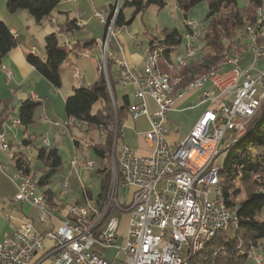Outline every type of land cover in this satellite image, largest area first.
Returning <instances> with one entry per match:
<instances>
[{"label": "built area", "instance_id": "2783aa9c", "mask_svg": "<svg viewBox=\"0 0 264 264\" xmlns=\"http://www.w3.org/2000/svg\"><path fill=\"white\" fill-rule=\"evenodd\" d=\"M118 11L119 7H115ZM94 17L104 27L101 43L110 45L115 32L106 19L105 14L96 12ZM192 38L196 37L198 23L187 21ZM262 18L256 30H248L250 34L249 50L253 53V65L239 68L240 62H230V69L222 74H213L210 83L200 88H190L178 97L165 96L160 84H151L146 74L147 62L143 57L140 68H131L121 61V72L117 79H122L123 87L134 85L132 112L130 118L136 120L145 116L149 121V129L144 139L152 147L147 157L138 156L134 149L123 143L122 132L118 133L111 152L112 186L101 208L92 203L83 205L84 211L102 210L103 227L97 237L93 235L96 226L88 227V234H79L77 225L68 220H58V226L46 232H40L32 223L21 222L19 227L0 242V264H34V259L43 250L44 241L52 243L51 254L54 264H106L92 252L97 244L102 249L114 246L119 227L117 218L110 215L118 210L128 215L125 240L127 258L124 264H180L186 252L195 248L200 239H205L207 232H215V236L226 233L230 227L232 215L221 214L215 196L213 181L215 164L225 135L241 128L244 119L251 115L264 98V66L253 68L264 60V49H257V42L262 35ZM159 38L153 42L156 48ZM145 48L143 49V53ZM187 56L183 53L172 65H183ZM104 69V79L111 89L110 80ZM6 81L11 74L2 67ZM80 78L73 75L72 79ZM79 86V85H76ZM189 93H198L201 102L208 108L202 113L188 135L180 142L171 144L167 141L169 133L165 126L167 113L173 110L175 101ZM147 98L151 99L157 111L149 113ZM35 100V97H31ZM115 107V104L113 102ZM58 128V123H50ZM70 126V122L67 123ZM65 127L67 125L65 124ZM68 128V127H67ZM1 142L7 141L0 132ZM48 144L45 142V147ZM117 148H124V174L115 177L114 159ZM69 177L75 176L78 170L93 171L96 164L85 166L84 161L72 159L69 162ZM17 193L14 201L28 203L40 211L39 222L46 223L50 211L31 196V185L22 184L20 177L12 178ZM122 181H130L131 195L127 204L116 201V190L121 188ZM68 188V182L62 185ZM101 219V220H102ZM261 264L259 257H253ZM214 261H208L213 264Z\"/></svg>", "mask_w": 264, "mask_h": 264}, {"label": "trees", "instance_id": "16d2710c", "mask_svg": "<svg viewBox=\"0 0 264 264\" xmlns=\"http://www.w3.org/2000/svg\"><path fill=\"white\" fill-rule=\"evenodd\" d=\"M61 1L6 0V10L10 14L26 11L33 21L40 25L43 19L50 20L52 18L53 11ZM169 1H172L183 12L184 22L187 21V14L192 8L201 3H206L205 17L201 22L205 25V31L199 39L195 58L189 61L185 65L186 67H183L179 72V88H182L181 86L185 88L194 79L207 74L209 71L216 70L217 74L226 72L231 68L225 63L227 57L244 56L248 47L243 44V41L246 36L249 37L246 27L255 24V10L263 7L262 0H248L244 9L237 7V0H130L121 4L122 11L119 12L114 27L116 29L122 28L131 21V19L126 21L124 18L123 9L125 8L133 10L131 17L133 18L148 7L163 9ZM74 28V21L65 20L58 25L56 32L44 37V57L33 52L26 56L28 64L53 89L61 87V65L74 52V50L67 49L60 44L57 36L62 33H72ZM158 38H162L159 43L165 51L161 56L160 70L166 75H174V68L169 67L167 69L166 66L162 65V59L166 62L167 67L173 64L169 62V55L181 45L182 36L177 30L164 29L161 36L154 38L149 45H152ZM258 43L264 45V39ZM16 44L10 29L0 20V65ZM232 48L234 50L230 52ZM110 63L108 76L112 97L109 92L110 88L98 68L97 79L89 86L74 87L72 94L64 102L67 127L75 125L83 129L85 134L96 131L101 135L96 146L90 149V152L101 163L97 170V173L101 175L99 192L96 195L98 209L105 203L110 191L109 161H111L114 130L117 128L118 133H120L123 119L126 114L129 115L128 110L131 105L128 104L126 98L123 99L120 106L115 104L114 86L118 82L114 77L117 73L110 72ZM0 102L6 104L9 101L3 99ZM112 102H114L115 107ZM95 105H97L96 110L93 112ZM39 106V102L31 99L20 103L18 121L24 130L35 125V113ZM69 122L71 123L70 126L67 124ZM74 144L77 145L76 141ZM37 146L33 145L35 160L45 169L37 175V189L42 190V195L46 198L51 194L49 189L52 183L51 178L61 169L62 160L57 149L44 147V145L43 147ZM222 147H225L226 153L219 171V187L224 203L228 207L236 208L238 217L236 233L232 239L226 233L214 236L205 248L192 259L190 264H208V261H214V264H244L248 255L258 248L260 241L264 239V101L260 103L258 110L249 121L245 133L238 139H235L232 134L226 142L223 141ZM14 163L18 173L26 177L32 176V167L26 154L15 155ZM35 167L37 170L41 169L39 166ZM240 196L243 198L236 202ZM88 197L92 199L90 194ZM96 211L99 215L102 213V210ZM91 217L93 218V216ZM99 225L93 229V233L98 231Z\"/></svg>", "mask_w": 264, "mask_h": 264}, {"label": "crops", "instance_id": "0c3cea01", "mask_svg": "<svg viewBox=\"0 0 264 264\" xmlns=\"http://www.w3.org/2000/svg\"><path fill=\"white\" fill-rule=\"evenodd\" d=\"M126 1L130 0H124V2ZM117 4L118 0H62L58 4V18L52 17L49 20V25L51 27H56V30L54 31L56 32L58 29V25L65 22V20L72 19V21L75 22V28L72 33L59 34V37L57 36V39L58 42L65 48L74 50L76 54L72 52L68 59H66L65 62L61 65V87L59 89H53L52 86L45 79H43L26 61V56L30 52H33L38 56H40V53L42 54L43 39L46 35L52 33L50 29L51 27H49V29L38 27V25L33 21V19L28 15L26 11H19L15 14H10L6 10V0H0V20L8 26L17 43L16 46L4 57L2 64L0 65V82L1 80H4V85L8 88L10 87L11 83L13 84L12 96L10 98H4L9 102H7L6 104L0 102V132H3L5 134L7 139V141L5 142L8 144L9 149L8 152L0 149V242L6 236L14 232L19 227L21 222H30L40 232H46L50 228L57 227L58 220L67 218L69 216V210L72 206L83 207L85 203H92L95 207H98V204L96 203V196H93L90 190L85 187V182H87L89 179L88 172L90 171H84L80 169L75 173V176H71L69 178L76 179L81 187L82 194L79 195L75 192H68L69 194L64 195L63 193H65L66 191H62L64 190V188H62V185L65 182H68L65 181V179L62 180L63 184L61 186L50 185L49 189L51 191V194H49L45 198L47 209L50 211V216H47L45 224L40 223L39 217L41 213L37 208L29 205L28 203H18L14 201L17 189L16 185L12 181V178H15V174L18 173L15 169L14 156L19 153L25 154L26 152H30V154L28 155L31 156L32 152L30 146L33 148V145L35 146L36 144H39V146H36L43 147L44 141L46 143L48 142L47 144L49 148L57 149L55 141H52V143H50L47 138L48 133L45 134L46 131H49L48 128H56L52 124H50L53 123L51 120L53 119V113L51 112L52 110L49 111L48 106H45L44 109L42 108L44 102L37 96L38 91L36 92L33 89H37L38 85L43 84L42 80H44L46 82V88L52 89V91L55 92L53 94H60L59 98L61 102H63L64 112L65 99L72 94L73 88L76 87V85L83 84V75L81 80L75 78V82L72 79L73 75L76 74V71H79L81 73V61L89 60L87 57V53L90 50L95 49V47L100 48V43L102 42L104 37L105 29L102 25L100 27L97 26V19L94 17V14L96 12H102L107 16L112 12ZM134 17L131 18L129 24L123 26L122 28L116 29L114 37L110 40V45H108V50L112 55L110 59L115 58V61L113 60L114 62L111 61L110 63L111 73L120 72V61H124L131 68H140L143 64V57L145 56L143 53V49L147 48L154 38H157L156 36H152L150 38L147 32L144 33L146 36L145 38H137V26L132 25ZM124 18L126 21L130 20L126 19L125 15ZM75 32H77L79 36H75ZM186 32L188 37V31ZM188 41L189 38L185 40L183 49L179 50L180 47H177L172 52H170L169 62L175 63L176 59L185 52L186 44L188 43ZM34 43H36L37 45H35ZM242 57L243 56L238 57V62H244L245 60H248V57L247 59H243ZM94 60L97 71L99 68V60ZM248 63V65H245V68L253 65V56L250 60H248ZM165 64L166 62L164 61V59H162L163 66H166L167 69H169V67H171V69L174 68L173 65H168L167 67V65ZM261 64V67H263L264 60ZM2 67L8 70L11 74L9 83H7L6 81V75L2 70ZM158 67L160 69L159 61ZM64 80L67 81L68 88L66 90L67 92L62 93L60 92V90L62 88ZM30 81H33L35 83L33 89L29 87V85H27V83H29ZM89 85L90 84L84 86ZM118 89H120V92L117 91ZM135 89L136 87L131 84L123 87V85L116 83V85L114 86V102H116L119 96L122 101L120 104L123 103L124 98H126L128 104H132L134 102L133 96L135 93ZM32 96L35 97V100L33 101L39 102L40 106L35 113V125L24 130L19 125L18 109L21 102L27 99H31ZM52 102V100H49V104ZM40 108H42L41 111H39ZM207 108L208 104L201 102V98L198 93H189L182 99L175 101L173 110L167 113L164 123L165 126L168 125L167 127H169V125L181 127V129H185V133H172L168 128L169 133L167 135V141L171 144H176L182 141L188 135L193 126L201 117L202 113ZM44 128H46L45 131ZM68 128L66 129L69 131L76 130L78 132H81L83 135L85 134L83 132V129H80L75 125ZM148 129L149 121L147 117L141 116L136 120H132L128 114L125 115L121 127V132L123 136H125L123 139V143L132 147L135 153L141 157L149 156L152 151L151 145L144 139V135L148 131ZM43 133L45 134V137H43ZM75 141L77 143L76 139ZM33 152L35 153V150H33ZM83 161L85 162L86 159L80 162ZM68 175L69 172L66 177H68ZM68 188H70L69 182ZM86 189L88 190V194L86 193ZM126 189L127 191L125 192L126 195L124 198L125 202L122 204H127L130 200L131 190H129V188ZM37 193L41 195L43 194L42 190L38 189ZM89 194L92 197L91 200L86 198ZM112 211L110 215L112 217H115L112 214ZM115 212L124 214V220L121 223L119 222L114 246L108 249H103L104 252H116L121 250L125 251L124 247L126 240L128 215L127 213H123L118 210H115ZM52 246L53 245L50 241H44L43 250L36 255L34 264H54V256L51 254ZM96 246L97 247H94L92 249V252L94 254H96V252H99L101 254L103 251L98 245ZM112 257V259L110 258L108 260H103L106 262V264H115L116 254ZM263 260L264 259L262 258V261ZM125 261H123L122 264H124Z\"/></svg>", "mask_w": 264, "mask_h": 264}, {"label": "rangeland", "instance_id": "374dc122", "mask_svg": "<svg viewBox=\"0 0 264 264\" xmlns=\"http://www.w3.org/2000/svg\"><path fill=\"white\" fill-rule=\"evenodd\" d=\"M123 2H124V0H118L119 6H120L119 10H118V14L120 11H122V5L121 4ZM247 4H248V0H237V7L239 9H244L247 6ZM262 6L264 7V0H262ZM57 12H59V10L56 7V9L52 13V17L58 18ZM205 12H206V3H201L197 6H195L187 14L188 21L190 23H194V22L198 23V25L202 24L201 22H203V20H204ZM123 13H124L126 19L129 20L132 17L133 10H131L130 8H125V9H123ZM118 14H117V16H118ZM97 20H96L97 26L100 27L101 23ZM184 20H185V17H184L183 12L179 8H177L176 5L172 1H169L167 3V6L163 9H159V8H156L153 6L148 7L142 13H139L138 15H136L134 17L132 25L137 26V33H136L137 38H141V39L146 37L144 34L145 32H147L149 34L148 36H150V38H151L152 36L160 37L162 34V31L164 29L177 30V32L180 34V36H182V43L179 46L180 47L179 50H180V49H183L184 44H185V40H187V32H186L187 31L186 30L187 29V27H186L187 21L184 22ZM38 27H44V28L49 29V27H51V26L49 25V20H47L45 18L41 21V24L38 25ZM50 29H51V32H54L56 30V27H51ZM113 32H116L115 27L113 29ZM74 35L79 36V34L77 32H75ZM77 38H79V37H77ZM247 38L250 40V38L246 36V38L243 41V44L246 45L247 47H249V40ZM199 39H196V40L192 39V43H195V45L197 46V51H198ZM142 42H144V41H142ZM189 42H191V39H189ZM67 43H68V41H67ZM34 44L37 45L36 43H34ZM102 44L103 43H100V48L95 47V49L90 50L87 53V57L89 60H82L80 63V68H81L80 70H81L82 75L84 76L83 82H82L83 86L87 85V84L91 85L96 80L97 71H96L94 59L99 60V71L103 74V76H104V69L102 67V63H104L106 66V74L108 76V65L111 61H113V60L115 61V58L109 59V57H108L106 59V61L102 58V50H101ZM43 46L44 45L42 43V54L40 53V57L41 56L44 57ZM187 46H188V43L186 44V47ZM38 50H40V49H38ZM233 50L234 49L232 48V50L230 52H232ZM185 51H186V49H185ZM247 51H250V50L248 49ZM252 56H253L252 52H246L242 58L247 59V57H248V60H250ZM159 59H160L159 60V66H160L161 56ZM248 60H245L244 62H240L239 68H241V69L245 68V65L249 64ZM261 63H262V61H259L256 65H254V68L255 69L261 68V66H262ZM118 74L119 73H117V75ZM167 76L170 77V75H167ZM108 78H109V76H108ZM81 79H82V76H81ZM42 82H43V84H39L37 89H33L35 86V83L33 81H30L29 83H27V85H29V87H31L34 91H36V92L38 91L37 96L44 102L42 108L44 109L45 106H48L49 107L48 110L49 111L52 110L51 111L53 113V119H51L52 122L58 123L61 125L60 127L55 128V129L54 128H48L49 131L45 132V134L48 133L47 138H48L50 143H52V141H55L59 156L62 160L61 169L58 172H56L51 178V182H52L51 185L52 186L53 185H55V186L60 185L61 186L63 184L62 180L65 179V181L69 182L70 188L62 190L63 192L66 191L63 194L65 195V194H69L68 192H71V193L75 192V193L81 195L82 190H81L80 185L76 181V179L75 178H69V176L68 177H66V176L70 170L69 169V162L72 159H77L79 162L86 159V161H90V162H93L96 164L95 170L88 172L89 179L87 182H85V187L90 190V192L92 193L93 196H96L99 192V185H100V179H101V175L97 173V170L100 168L101 163H100L99 159H97L92 153H90V149H91V147L96 146V144L99 142V138H101V135L96 131L89 132L88 134L86 133L83 135L81 132H78L76 130H71V131L67 130L66 129L67 127H65L66 120H65L64 112H63V102H61V100L59 98L60 94H53L55 92L52 91V89L46 88V86H45L46 82L44 80H42ZM12 88H13L12 83L10 84V87L8 88V87H5L4 80H1V82H0V99L10 98L12 96V91H13ZM67 88H68L67 81L64 80L60 92H62V93L67 92L66 91ZM117 91L120 92V89H118ZM109 92H110V95L112 97L111 89ZM49 100H52L53 102L49 104ZM121 102L122 101H121L120 97L118 96V98L116 100V104L118 106H120ZM147 104H148V109H149L150 114H153L157 111V108L151 99L147 98ZM96 106L97 105H95L93 107V112L96 110ZM42 108H40L39 111H41ZM44 116H45V114H44ZM167 126L168 125H166V127ZM167 128H169L170 132H172V133H176V132H178L179 134L185 133V129H181V127H176L175 125H169V127H167ZM45 129L46 128H44V131H45ZM62 131H63V133H62ZM45 134L43 133V137H45ZM231 135H232V133H227L225 135L223 141L226 142L227 139ZM75 139L77 140V143H78L77 145L74 144ZM36 145L39 146V144H36ZM74 146L77 147L78 149L75 148ZM30 148H31L32 155L31 156L28 155V154H30V152L29 153L26 152L25 154L28 157L30 166L32 167V175L37 176L40 173H42L45 169L40 163H38L35 160V155H34L35 153L33 152V150H35V149L32 148L31 146H30ZM224 149H225V147H222L221 152L215 161V164L217 165L218 168L222 167V164H223V161L225 158L226 151ZM5 152H8V151H5ZM35 166H37V167L39 166L41 169L37 170V169H35L36 168ZM109 167H110V172H111V168H112V162L111 161H109ZM111 184H112V175H111L110 187L112 186ZM126 191H127V189L122 188V187L118 188L116 190L115 198H116V201L118 203L122 204L125 202L124 198L126 195V193H125ZM86 193L88 194L87 189H86ZM86 198L91 199L88 196ZM242 198H243V196H240L239 198H237L236 202L240 201ZM112 214L116 218H118L120 223L124 220V217H123V216H125L124 214L117 213V212H115V210L112 211ZM104 222H105V219H102L100 222L99 228L97 229L98 231L93 233V235L95 237H97V235L101 231ZM236 228H237V226H233V225H231L229 228H227L226 234L230 239L234 238L235 233H236ZM96 245L97 244H94L92 246V249L94 247H97ZM100 249L103 252L101 254L99 252H96V255L101 259H106V260H108L110 258L112 259L113 258L112 256H114L116 254L115 264H122V262L125 261L127 258L125 251L121 250V251H116V252L115 251L104 252V250L102 248H100ZM255 254H257V255L261 254V256H263L262 258L264 259V239H262L260 241V246L256 249H254L251 252V254L248 255V258L246 259V262L244 264H257L253 258V257L257 256ZM263 262H264V260H263Z\"/></svg>", "mask_w": 264, "mask_h": 264}, {"label": "bare ground", "instance_id": "6f19581e", "mask_svg": "<svg viewBox=\"0 0 264 264\" xmlns=\"http://www.w3.org/2000/svg\"><path fill=\"white\" fill-rule=\"evenodd\" d=\"M115 7H120L119 3ZM114 9L112 10L111 13H109L106 16V19L109 21L111 24V29L113 31L116 19H117V14L118 11ZM255 17L256 21L255 24L252 26H247L246 27V32L250 38V34L248 30H256L258 27V24L260 22V19L262 18V28H264V7H259L255 10ZM97 19V18H96ZM187 31H188V37L191 39V34L190 30L188 29V26L186 24ZM205 31V25L200 24L198 25V29L196 32V37H193V40L199 39L203 32ZM160 38L159 40H161ZM264 39V29H262V35L259 37V41ZM258 41V42H259ZM257 42V49H264V45H259ZM194 47L190 45V42L188 41V46L186 47L185 55L187 56V59H183V65L182 66H177L176 68L174 67V75L172 76H167L164 73H162L158 67V61L160 56H162L164 51V48L161 46L159 43L158 47H154L153 44L150 45L149 47L145 48L144 51V59L147 62L146 67V74L148 76V79L151 84H160V90L165 94V96H171V97H178L181 95V93L187 91L190 88H200V86L204 85V83H210L211 82V76L216 73V70L209 71L207 74L202 75L196 79H194L192 82H190L185 88L184 86H181L182 88L179 89L180 86V78L178 77L179 72L183 67H186L185 65L193 60L196 56L197 53V46L195 43H192ZM102 58L106 61V59L109 57V59L112 57L111 53L108 50V44L103 43L102 44ZM230 62H238L237 57H227L225 59V63L230 66ZM121 66V61L119 62ZM215 71V72H214ZM79 71H76L75 75H78ZM121 72V70H120ZM82 74L80 73V78H77L78 80H81ZM114 79L120 84L123 85L122 79H117V76L115 75ZM109 87V86H108ZM129 115L130 112H132V104L129 107ZM73 123V122H72ZM71 124V123H70ZM103 135V134H102ZM117 138V128L114 130V142L112 145V150L115 145ZM45 146V141L44 144ZM0 149L3 151H8V144L5 141L1 142V136H0ZM111 150V152H112ZM124 155V148H117L115 151V159H114V174L115 177L119 175V177H122L124 174V161L122 159ZM85 166H92V162L90 161H85ZM118 170V174H117ZM219 171L220 168L216 167L214 168V174H213V181L215 184V196L217 199L218 203V209L221 214L224 215H232L233 221L231 225L237 226L238 222V217H237V211L236 208H231L228 207L223 200L222 197V192L219 187ZM17 173V172H16ZM76 173V172H75ZM16 176L20 177L22 180V184L25 185H31V196H36V200L40 205L44 208L47 209L46 206V200L43 195L37 193V181L38 177L35 175H32L31 177H26L21 175L20 173L15 174ZM121 187H128L130 189V181H122ZM110 192V191H109ZM92 217H90V212L89 211H84V207H78V206H72L69 210V216L65 219L62 220H68L69 223L77 225V230L79 234H88V227L86 226H96L97 224H100L101 219H102V213L99 215L96 210H93ZM92 218V219H91ZM86 225V226H85ZM230 225V226H231ZM215 236V232H207V235L205 239H200L198 241V244L195 248L190 249L186 254L184 255V258L182 259L180 264H190L192 259H194L204 248L205 246L209 243V241ZM256 257H259L261 260V264H264L262 261L261 255H257ZM214 264V263H213Z\"/></svg>", "mask_w": 264, "mask_h": 264}, {"label": "water", "instance_id": "95a60500", "mask_svg": "<svg viewBox=\"0 0 264 264\" xmlns=\"http://www.w3.org/2000/svg\"><path fill=\"white\" fill-rule=\"evenodd\" d=\"M262 101H264V98H263ZM259 106H260V104H259ZM257 110H258V108L251 115H249L248 117H246L244 119V123L242 124V126H241V128L239 130L232 132V134L234 135L235 139L240 138L245 133L247 125L249 124V121L252 119V117L254 116V114L256 113Z\"/></svg>", "mask_w": 264, "mask_h": 264}]
</instances>
